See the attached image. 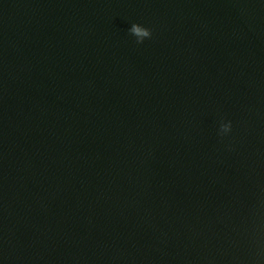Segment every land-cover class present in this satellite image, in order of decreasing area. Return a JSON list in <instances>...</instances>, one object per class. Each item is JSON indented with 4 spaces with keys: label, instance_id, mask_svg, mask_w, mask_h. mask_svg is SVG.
Returning <instances> with one entry per match:
<instances>
[{
    "label": "water",
    "instance_id": "obj_1",
    "mask_svg": "<svg viewBox=\"0 0 264 264\" xmlns=\"http://www.w3.org/2000/svg\"><path fill=\"white\" fill-rule=\"evenodd\" d=\"M0 264H264V0H0Z\"/></svg>",
    "mask_w": 264,
    "mask_h": 264
},
{
    "label": "clouds",
    "instance_id": "obj_2",
    "mask_svg": "<svg viewBox=\"0 0 264 264\" xmlns=\"http://www.w3.org/2000/svg\"><path fill=\"white\" fill-rule=\"evenodd\" d=\"M132 35L136 37V42L142 43L145 38H150L151 37V31L145 27H142L136 23H133L128 30ZM231 128V123H221L220 125V134H226L230 131Z\"/></svg>",
    "mask_w": 264,
    "mask_h": 264
}]
</instances>
